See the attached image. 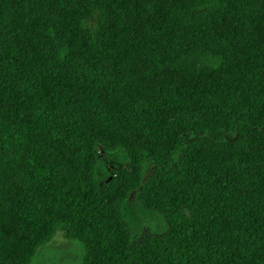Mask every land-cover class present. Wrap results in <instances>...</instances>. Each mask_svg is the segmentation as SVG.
<instances>
[{"label": "trees", "instance_id": "obj_1", "mask_svg": "<svg viewBox=\"0 0 264 264\" xmlns=\"http://www.w3.org/2000/svg\"><path fill=\"white\" fill-rule=\"evenodd\" d=\"M57 232L78 264H264V0H0V264Z\"/></svg>", "mask_w": 264, "mask_h": 264}, {"label": "rangeland", "instance_id": "obj_2", "mask_svg": "<svg viewBox=\"0 0 264 264\" xmlns=\"http://www.w3.org/2000/svg\"><path fill=\"white\" fill-rule=\"evenodd\" d=\"M126 163L127 159L121 149L105 153L96 164L95 180L105 181L110 176V171ZM143 167L144 179L157 172V168L151 162H147ZM122 212L134 239L140 237L144 230H148L153 235H160L167 228L164 218L159 213L144 210L138 205L137 192L129 194ZM81 255L82 248L78 243L64 240L61 232H57L48 244L37 250L31 264H78Z\"/></svg>", "mask_w": 264, "mask_h": 264}]
</instances>
